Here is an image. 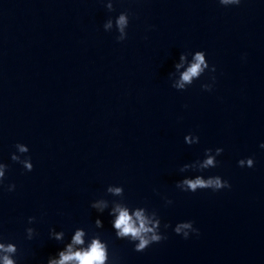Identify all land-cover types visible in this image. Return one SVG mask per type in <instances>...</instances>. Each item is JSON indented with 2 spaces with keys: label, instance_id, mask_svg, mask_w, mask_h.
Returning a JSON list of instances; mask_svg holds the SVG:
<instances>
[{
  "label": "water",
  "instance_id": "1",
  "mask_svg": "<svg viewBox=\"0 0 264 264\" xmlns=\"http://www.w3.org/2000/svg\"><path fill=\"white\" fill-rule=\"evenodd\" d=\"M0 0V235L13 239L20 264H46L62 245L55 227L101 231L117 264H264V0L224 8L218 0ZM128 10V38L103 23ZM204 49L217 67L187 91L168 74L182 51ZM187 105V107H185ZM194 132L200 143L188 146ZM30 147L34 170L11 160ZM223 147L218 192L176 188L179 167ZM253 156L254 168L238 160ZM123 184L125 199L156 209L162 223L193 220L199 236L168 238L136 252L115 237L110 217L95 229L93 199ZM164 197L174 201L165 205ZM38 235L25 238L27 218ZM163 230V229H162Z\"/></svg>",
  "mask_w": 264,
  "mask_h": 264
},
{
  "label": "clouds",
  "instance_id": "2",
  "mask_svg": "<svg viewBox=\"0 0 264 264\" xmlns=\"http://www.w3.org/2000/svg\"><path fill=\"white\" fill-rule=\"evenodd\" d=\"M102 3L109 12L115 11V0H103ZM218 3L224 8H231L239 7L243 0H218ZM131 16L132 14L128 10L119 12L115 17L109 16L103 23L104 31L115 32L116 41L124 42L128 38ZM207 56V51L204 49L182 51L179 59L174 62L173 70L168 74L171 87L180 92L187 91L205 74H208V79L202 81L200 87L203 91L212 92L216 86L217 67L215 64H210ZM184 142L188 146L199 144L200 136L189 132L184 136ZM259 147L264 149V141L260 143ZM14 148L11 160L20 164L25 172H32L34 164L31 155H29L30 147L26 143L17 142ZM223 152V147L205 148L202 157L182 164L179 167V172L192 174L182 175L176 181V188L191 193L200 190L218 192L230 189L232 187L230 181L221 175H205L208 170L218 167L220 164L218 157ZM237 163L241 168H254L256 161L253 156H248L239 159ZM9 167V164L0 160V191L14 192L17 188L15 182L6 183ZM106 194L113 199L102 196L90 202V207L97 213L94 221L95 229L102 230L104 228L102 217L107 213L115 237L131 243L136 252H144L153 244H159L166 240L169 228H172L176 235L185 240L200 234V229L195 226L193 220L179 221L173 227L170 222L162 223V218L156 209H150L147 205L129 203L125 199L123 184H109ZM164 200L166 206L174 203L168 197H164ZM36 220V216L27 218L28 226L25 228L27 240H32L38 235L36 228L32 226ZM49 238L55 240L62 247L47 257L46 264H117L110 252L109 242L103 238L101 231L90 232L83 227H77L69 235L63 229L57 230L52 227L49 230ZM18 252V245L13 239L0 235V264H20Z\"/></svg>",
  "mask_w": 264,
  "mask_h": 264
}]
</instances>
